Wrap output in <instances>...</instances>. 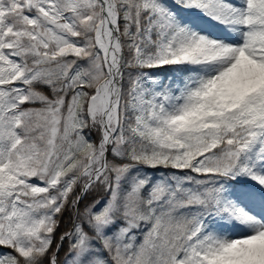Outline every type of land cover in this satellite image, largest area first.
<instances>
[{"label": "snow or ice", "instance_id": "snow-or-ice-1", "mask_svg": "<svg viewBox=\"0 0 264 264\" xmlns=\"http://www.w3.org/2000/svg\"><path fill=\"white\" fill-rule=\"evenodd\" d=\"M0 264H264V0H0Z\"/></svg>", "mask_w": 264, "mask_h": 264}]
</instances>
